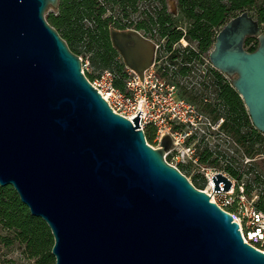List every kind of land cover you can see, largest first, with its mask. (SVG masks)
Returning <instances> with one entry per match:
<instances>
[{
    "label": "water",
    "instance_id": "1",
    "mask_svg": "<svg viewBox=\"0 0 264 264\" xmlns=\"http://www.w3.org/2000/svg\"><path fill=\"white\" fill-rule=\"evenodd\" d=\"M59 0H0V186L11 185L54 238L55 264H264L239 224L193 185L139 124L114 112L45 16ZM143 78L156 44L136 29L110 31ZM254 36L258 45L245 48ZM210 58L232 77L264 134V33L248 10L217 31ZM214 190L231 179L212 176Z\"/></svg>",
    "mask_w": 264,
    "mask_h": 264
},
{
    "label": "trees",
    "instance_id": "2",
    "mask_svg": "<svg viewBox=\"0 0 264 264\" xmlns=\"http://www.w3.org/2000/svg\"><path fill=\"white\" fill-rule=\"evenodd\" d=\"M142 2L146 6L139 9ZM177 7L189 22L185 31L176 25L168 10L167 0H59L57 8L48 12L46 18L71 51L78 56L88 55L94 71L113 72L114 84L121 89L125 88L128 73L119 51L112 44V28H133L146 37L158 40L163 38L155 37L163 35L206 37L187 38L198 40L199 50L206 51L215 41L217 28L231 17L248 10L259 20L264 33V0H177ZM133 13H139L135 20L131 18ZM179 39L164 38L165 49L173 50L172 57L189 56L185 52L180 54L181 48L173 49ZM244 45L246 49L254 50L258 40L249 36ZM85 75L89 80L97 77V74L91 72ZM220 82L219 88L224 95L232 91V112L228 113L223 127L238 144L243 145L247 155L264 154V134L252 124L248 110L235 88L228 81L223 85ZM144 133L147 142L152 144L155 137L154 126L146 125ZM207 156L202 157V160L205 161ZM178 168L183 172L182 164ZM228 169L237 175L236 171ZM251 180L262 187L256 205L264 211V175L254 174ZM192 183L195 187L202 188L196 178ZM250 187L251 184H246L245 191L249 192ZM0 229L10 232L0 234L5 245L18 241L23 245V251L35 259L37 264H55L51 253L54 238L50 228L43 219L30 213L11 185L0 186Z\"/></svg>",
    "mask_w": 264,
    "mask_h": 264
},
{
    "label": "built area",
    "instance_id": "3",
    "mask_svg": "<svg viewBox=\"0 0 264 264\" xmlns=\"http://www.w3.org/2000/svg\"><path fill=\"white\" fill-rule=\"evenodd\" d=\"M128 70L132 74L125 80L124 89L115 86L114 73L110 70H104L89 81L114 112L132 120L139 110L143 111L139 113V124L143 130L148 124L154 126L155 137L159 140H162L163 134L168 133L174 144L170 149L196 163L198 157L192 140L201 134V123L211 126L209 120L205 117L208 122L203 120V114L196 105L181 96L175 87L156 81L151 68L144 70L142 79L131 68ZM215 173L208 176V182ZM229 178L232 182L229 190H214V184L209 183L212 192L207 189L204 191L239 224L243 240L264 252V211L256 205L258 197L248 196L242 185L237 188L235 181Z\"/></svg>",
    "mask_w": 264,
    "mask_h": 264
},
{
    "label": "rangeland",
    "instance_id": "4",
    "mask_svg": "<svg viewBox=\"0 0 264 264\" xmlns=\"http://www.w3.org/2000/svg\"><path fill=\"white\" fill-rule=\"evenodd\" d=\"M168 10L171 12L176 25L182 30H186L189 26L188 20L183 16V14L178 10L177 0H167ZM145 2L139 4V9L145 8ZM151 7V6H150ZM51 10H55L53 7H49L47 11H45V16ZM252 13V11H251ZM139 17V13H133L131 18L134 20ZM220 28H217L216 32L219 31ZM156 42H160L156 40ZM176 48H182V44L175 45ZM84 73L91 72L93 74H97L99 76L101 73L99 71H94L93 67L90 63L89 57L81 55L79 56ZM127 73L128 77L131 76L132 73L129 72L128 67ZM236 76H233L234 79ZM197 88L199 91H203L199 83L202 82V76H197L196 78ZM182 93L181 91H179ZM183 97H188L185 94H182ZM181 95V96H182ZM201 107V105H199ZM203 114V120L205 113ZM208 122V120H206ZM218 121H211V126L207 125V123H201V131L200 135H197L192 142L195 144V152L198 157L197 162H190L186 160L180 153L177 154L174 150H166L164 152L165 159L177 167L179 164H182L184 168L183 172L189 180L192 182L194 178L199 182V186L201 184L202 190H206L212 192V189L209 186L208 176L212 175L215 172H222L227 176L231 177L238 188V185H242L245 189L246 184H251L250 191L247 192V195L260 197L261 186H258L256 183L252 182V178L254 174H262L264 175V154L263 153H255L254 155H247L244 151L243 145L238 144L234 137L226 131V129L218 126ZM145 128V127H144ZM149 143V142H148ZM161 140L154 137L152 144L154 147H159ZM209 154V156H207ZM207 159L204 161L202 157H206ZM237 172V175L234 174L231 170ZM198 188V187H197ZM214 195V194H213ZM212 198V196H211ZM0 234H10L6 230L0 229ZM0 264H37L35 259L30 258L27 253L23 251V245H21L18 241L10 245H5L0 239Z\"/></svg>",
    "mask_w": 264,
    "mask_h": 264
},
{
    "label": "flooded vegetation",
    "instance_id": "5",
    "mask_svg": "<svg viewBox=\"0 0 264 264\" xmlns=\"http://www.w3.org/2000/svg\"><path fill=\"white\" fill-rule=\"evenodd\" d=\"M148 38L152 39L156 44L154 62L148 67L154 72L153 78L156 81H162L165 86L175 87L180 95L185 94L188 96L184 97L188 101L194 103L201 114L204 112V117L208 119L210 123L211 121L214 122L219 120V126L225 129L223 127L225 118L228 117V113L230 114L232 112V91L226 92L224 95L222 89L219 88V82L221 81L220 83L223 85L225 81H228L232 86V76L217 69L212 63L210 53L214 43L206 51H200L198 40H189L187 38L206 37L187 35L175 37L163 35L155 37L163 38L160 40L151 37ZM164 38H180L173 45V49L176 48L175 45L182 44L183 46L180 50V54L185 52L190 55L187 57H182L181 55L172 57L174 52L173 50L165 49ZM156 40L160 42H156ZM197 76H202V82L199 83L204 89L202 92L197 88ZM199 105H201V107Z\"/></svg>",
    "mask_w": 264,
    "mask_h": 264
},
{
    "label": "bare ground",
    "instance_id": "6",
    "mask_svg": "<svg viewBox=\"0 0 264 264\" xmlns=\"http://www.w3.org/2000/svg\"><path fill=\"white\" fill-rule=\"evenodd\" d=\"M211 185L213 184V181L212 180H210V182H209Z\"/></svg>",
    "mask_w": 264,
    "mask_h": 264
}]
</instances>
